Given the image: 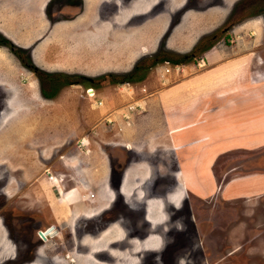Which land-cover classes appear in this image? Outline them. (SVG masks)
Listing matches in <instances>:
<instances>
[{
    "label": "rangeland",
    "instance_id": "obj_1",
    "mask_svg": "<svg viewBox=\"0 0 264 264\" xmlns=\"http://www.w3.org/2000/svg\"><path fill=\"white\" fill-rule=\"evenodd\" d=\"M174 1L169 7L173 15L169 9L165 13V8L152 10L156 0H133L129 7L122 0H54L47 12L53 32L48 24L50 35L43 45L34 43L26 49L37 69L58 79L57 86L45 80L47 94L56 93L54 100L37 98L36 72L19 67L22 63L14 52L0 45V213L14 234V226L19 230L21 244L30 242L33 230L21 236L20 220H29L19 213L32 210L42 216L45 226H58L59 236H50L49 242L59 245L55 248L58 257L61 245L68 247L76 264H175L176 253L186 254L176 264H264V197L234 199L217 191L202 196L183 186L175 192L181 153L151 150L145 141L136 139L134 131L136 121L151 117L159 87L195 74L196 80H206L212 64L208 56L221 62L253 49L254 57L264 59V2L255 17L212 41H202L207 46L204 54L176 64L181 55H192L201 38L225 26L222 23L238 0H210L202 9L186 14L179 12L187 0ZM17 12L27 20L38 18L28 6ZM57 19L70 22L58 25ZM55 47L60 50L58 62L64 65H48ZM258 59L252 61L261 66ZM136 65L141 70L134 72ZM138 72L144 75L141 80H135ZM82 77L92 79L91 86ZM125 142L135 146L128 148ZM205 155L212 157L209 152ZM250 156L248 152L225 153L201 171L202 179L209 186L206 175L211 172L221 185V175L235 159ZM108 174L114 195L106 211L79 220L76 208L70 211V205L64 212L58 206L59 218L54 219L53 207L62 198L57 197L62 188L76 193L74 188L88 180L96 192L104 183L96 178ZM122 187L128 190L125 195ZM84 198L85 204H98L86 196L76 201ZM46 213L52 215L44 217ZM76 220L80 241L78 233L73 237ZM0 233L4 234L0 241L10 237L1 225ZM43 252L39 257L46 264L48 259L56 262ZM9 256L3 258L5 264H10Z\"/></svg>",
    "mask_w": 264,
    "mask_h": 264
},
{
    "label": "crops",
    "instance_id": "obj_2",
    "mask_svg": "<svg viewBox=\"0 0 264 264\" xmlns=\"http://www.w3.org/2000/svg\"><path fill=\"white\" fill-rule=\"evenodd\" d=\"M50 1L0 0V34L15 44L18 43L22 49H32L34 43L43 45L46 38L53 32L51 28L53 21L50 20L47 13ZM24 6L34 9L38 13V18L29 17L27 20L22 15L18 17L20 12L17 11ZM129 9L131 8L127 10ZM60 15L63 14L59 12L56 16ZM76 18L75 16L70 20ZM70 20L57 19L55 21H59L58 25H64ZM49 21L52 23L49 24ZM48 24L50 33L47 31ZM195 24L197 25V23ZM194 28L192 27V29ZM97 38L99 39L100 36L98 35ZM181 39L179 38V40ZM197 44H201L199 55L204 54L206 52L204 48L207 46L200 41ZM57 47L53 49V61L48 65L63 64L58 62L60 50ZM254 54L253 49L247 50L233 55L232 58H224L221 62L220 59L215 60L208 56L212 64L206 70V74H208L206 80H196L199 78H195L198 76L195 74L185 80L173 82L167 87H159L154 93L156 97L152 104L155 107L151 112V117L147 120L141 118L136 121L134 129L136 139L145 141L151 146V150L159 149L175 154L181 153L180 156H177L181 165V167L179 166L180 174L179 177L176 175L181 182L175 179V186L172 189L175 192L182 190L181 186H183L184 189L189 187L202 196L212 195L217 191L234 199L264 197V59L258 55L254 57ZM254 58H259L257 63L261 66H257L256 61H252ZM60 70L63 71V69ZM17 85L19 86V82ZM50 99L54 100V98H47V100ZM125 144L128 148L135 146L132 142H125ZM45 145H47L49 153V142ZM52 146L54 148V143ZM138 147L144 148L145 146ZM207 150L212 153L211 158L206 157ZM228 152L238 155L248 152L253 156L248 159L236 158L234 164L221 175L222 186L218 183L216 175L213 176L209 172L206 176L210 185L207 186V182L202 179L205 175L201 171L203 172V169L211 166L214 159ZM203 162L204 164H202ZM187 175L188 177H186ZM127 177L128 175L125 174L123 182ZM111 178L109 174L104 178L97 177V180H104V183L103 187L100 186L99 189H96V192L89 188L88 180H86L87 183L77 185L78 187L74 188L73 186L74 189H77L75 193L77 197L72 198L73 200L69 197L68 199L64 194L57 195L62 198L58 199V205L55 204L53 207V215H49L58 219L60 211L66 212V209L73 206L70 211L76 208L77 213H75L79 220L84 217L98 216L102 211H106L113 202L112 194L114 195V192L111 188ZM255 178L256 183L253 182ZM121 191L124 195L128 192L124 187L121 188ZM89 193H94V198L91 200L98 202L95 206L85 204V198L76 201L78 197H84ZM58 206L62 210L59 211ZM55 208L57 212L54 210ZM61 215L63 214L61 213ZM103 232L107 233L108 230L104 229Z\"/></svg>",
    "mask_w": 264,
    "mask_h": 264
},
{
    "label": "flooded vegetation",
    "instance_id": "obj_3",
    "mask_svg": "<svg viewBox=\"0 0 264 264\" xmlns=\"http://www.w3.org/2000/svg\"><path fill=\"white\" fill-rule=\"evenodd\" d=\"M54 0L50 1V5ZM210 0H187L186 4L182 5V8H180V14H186L188 13V11L190 10H199L202 9V7ZM122 2L125 4V6L129 7L131 5H133V0H122ZM174 0H156L155 5L153 6V9H163L165 8L163 11H171V9H169L170 6H174ZM238 3L236 4V6L234 7V9L228 13V15L226 16V18L224 19L222 24H225V26L219 30V32H215L212 35H206L205 37L201 38V41H212L213 39L218 38L219 36H221V34H224L226 31H228L231 28H233L234 25L241 23L244 19L246 18H252L255 17L256 10L261 8L263 5L264 0H238ZM236 3V2H235ZM54 4V3H53ZM68 6V5H67ZM81 8V7H79ZM67 9H70L69 7H67ZM73 9V8H71ZM169 9V10H167ZM175 9V8H174ZM144 12H142L141 14H143ZM166 13V12H165ZM173 13V12H172ZM139 14V13H138ZM248 14V15H247ZM174 15V13H173ZM172 14H170L169 20H171L172 22ZM170 22V23H171ZM177 23V22H175ZM17 52L14 54L18 57L19 61L22 63V66L24 68H32L33 70H35V68H37L36 66H34L32 64V58L29 54V51L24 49H16ZM201 51V44L200 45H195L193 47V53H191L192 55H189L186 53V55H189L192 58L194 54L199 53ZM191 58V59H192ZM165 62L168 63V60L166 61L165 59L163 60ZM159 61H155L154 64H157ZM151 68L152 66L149 65L147 66V68ZM140 73V72H139ZM38 77V76H37ZM39 78V84H40V88H39V95L40 98H46L45 93H46V86H44L42 84V81ZM63 187V186H62ZM68 191V190H67ZM65 192L62 188V194H64L66 196V194H70L73 195L75 194V192ZM5 193V192H4ZM80 201V200H78ZM34 213L28 212L27 210L24 211L23 213H19L21 215V217H25V221L28 219L29 221L23 223L20 220V228H21V236L24 234H28V233H32L33 230V234L36 238H33V234H32V239H30V242H25L21 244V238H19V230H16L15 226H14V230H15V234L12 232V228L6 224L5 222V216L2 215V213H0V222H1V226L4 229V231L7 232L8 235H10V237L5 241H0V264H5V260H3V258L8 254L10 255L9 259H6V261H9L10 264H46L45 260H43V258L39 257V254L41 253V250H43L45 253V258H53L56 262L54 264H76V259L75 257H71V254L69 253V249L68 247H64L63 245H61V250L59 251L61 258L58 257V254H56L55 252V248L58 247L59 245H52L49 241V237L54 235H46L47 236V240L45 241L40 233H45L46 230H48L51 226H54V229H57V232L55 233V237L59 236L60 234V229L58 228V226L56 225H51V226H45L44 225V221L42 219V216L35 213L37 211H33ZM27 218V219H26ZM24 231V232H23ZM101 231V230H100ZM73 232H74V236L73 237H77V241H80V231H78V220H76L74 222V228H73ZM38 233V234H37ZM78 233V234H77ZM1 234V233H0ZM12 234V236H11ZM18 234V235H17ZM77 234V235H76ZM14 235V236H13ZM4 236V234L0 235V237L2 238ZM25 236V235H24ZM52 238V237H51ZM55 239V238H54ZM75 239V238H74ZM37 242V243H36ZM52 242V240H51ZM49 243V244H48ZM74 243V242H73ZM21 244V245H20ZM5 245H12V247H7ZM74 247H77L78 245H73ZM9 248V249H7ZM7 249V250H6ZM57 251V250H56ZM56 254V255H54ZM183 257H186V254L184 253H176V257H175V262L176 263H181V260L183 259ZM41 258V259H40ZM58 258V260H57ZM61 261V262H58ZM175 263V264H176ZM47 264H52V259H48V263ZM186 264V263H183Z\"/></svg>",
    "mask_w": 264,
    "mask_h": 264
},
{
    "label": "trees",
    "instance_id": "obj_4",
    "mask_svg": "<svg viewBox=\"0 0 264 264\" xmlns=\"http://www.w3.org/2000/svg\"><path fill=\"white\" fill-rule=\"evenodd\" d=\"M0 45H5V46H8L10 49H11V51H13V52H17V50L16 49H18V48H16V46L9 40V39H7L6 37H4L3 35H1L0 34ZM20 49V48H19ZM190 56L189 55H186V54H183V55H181V59H178V61L176 60V61H174V63H176V64H178V63H184L188 58H189ZM135 71L134 72H136L137 70L139 71V70H141V67L139 66V65H136V67H135V69H134ZM35 72H36V74H37V76L38 77H40V79H41V81H42V84L44 85V86H46V83H45V80H49L50 81V83L52 84V86L53 85H55V86H57L56 84V82L58 81V79H54L53 78V76H49V75H47V74H45V73H43L41 70H39V69H37V68H35V70H34ZM41 75H46L47 77H48V79H45V78H43V76H41ZM45 76V77H46ZM57 76H59V75H57ZM67 76V75H66ZM144 75H142V74H140L139 72H138V76H136V79L135 80H139L140 78H142ZM68 77V76H67ZM127 77V78H126ZM126 77H124V78H126L128 81H129V76H126ZM82 78H84V81L86 82V84H89L90 86H91V84L93 83V80L92 79H90V78H88V77H82ZM141 80V79H140ZM76 82V81H75ZM72 83H74V81H72ZM46 88H47V86H46ZM47 90H48V88H47ZM46 90V93H45V96H46V98H48V97H50V98H52V97H55V95H56V93L54 92V93H48L47 94V91Z\"/></svg>",
    "mask_w": 264,
    "mask_h": 264
},
{
    "label": "water",
    "instance_id": "obj_5",
    "mask_svg": "<svg viewBox=\"0 0 264 264\" xmlns=\"http://www.w3.org/2000/svg\"><path fill=\"white\" fill-rule=\"evenodd\" d=\"M57 232V229H54V226H51L48 230L45 231V233H40L42 238L45 240L47 239L46 235H54Z\"/></svg>",
    "mask_w": 264,
    "mask_h": 264
},
{
    "label": "bare ground",
    "instance_id": "obj_6",
    "mask_svg": "<svg viewBox=\"0 0 264 264\" xmlns=\"http://www.w3.org/2000/svg\"><path fill=\"white\" fill-rule=\"evenodd\" d=\"M223 73V72H222ZM220 74V73H219ZM218 76V75H217ZM215 77V76H214ZM209 78V77H208ZM213 78V77H212ZM192 85V84H191ZM205 89H206V87H205ZM209 89V88H208ZM210 90V89H209ZM207 91V90H206ZM89 93H90V95H93L94 93H92V89H90L89 90ZM89 95V94H88ZM164 98H166V97H164ZM178 98V97H177ZM192 101H193V99H192ZM175 102V101H174ZM190 102V101H189ZM175 103H177V102H175ZM174 103V104H175ZM168 105H170V104H168ZM167 105V106H168ZM176 131V130H175ZM186 173V172H185ZM187 174V173H186ZM185 174V175H186ZM185 177V176H184ZM186 177H188V175L186 176ZM254 178V177H253ZM253 180V179H252ZM189 181H190V178H189ZM248 181H250V179H248ZM254 183H256V178H255V180L253 181ZM260 183H263V182H260ZM193 184V183H192ZM194 186V185H193ZM197 188V187H196ZM199 188V187H198ZM247 192H249V191H247ZM37 243V242H36Z\"/></svg>",
    "mask_w": 264,
    "mask_h": 264
},
{
    "label": "built area",
    "instance_id": "obj_7",
    "mask_svg": "<svg viewBox=\"0 0 264 264\" xmlns=\"http://www.w3.org/2000/svg\"><path fill=\"white\" fill-rule=\"evenodd\" d=\"M87 197V199L88 200H91V199H93L94 198V193H89V194H87V195H84V197Z\"/></svg>",
    "mask_w": 264,
    "mask_h": 264
}]
</instances>
